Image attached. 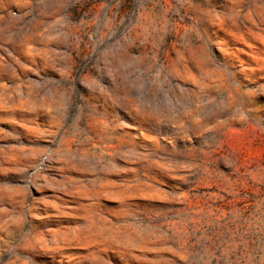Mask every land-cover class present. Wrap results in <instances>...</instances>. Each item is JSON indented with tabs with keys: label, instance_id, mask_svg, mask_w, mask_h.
Masks as SVG:
<instances>
[{
	"label": "rangeland",
	"instance_id": "1",
	"mask_svg": "<svg viewBox=\"0 0 264 264\" xmlns=\"http://www.w3.org/2000/svg\"><path fill=\"white\" fill-rule=\"evenodd\" d=\"M0 264H264V0H0Z\"/></svg>",
	"mask_w": 264,
	"mask_h": 264
}]
</instances>
